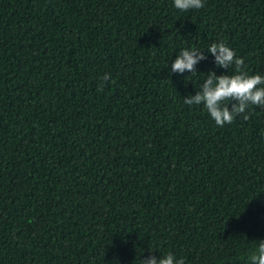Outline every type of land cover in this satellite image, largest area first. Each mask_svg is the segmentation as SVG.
Segmentation results:
<instances>
[{"label":"trees","instance_id":"16d2710c","mask_svg":"<svg viewBox=\"0 0 264 264\" xmlns=\"http://www.w3.org/2000/svg\"><path fill=\"white\" fill-rule=\"evenodd\" d=\"M202 3L0 0V264H253L264 106L218 126L184 100L234 74L212 43L264 76V0Z\"/></svg>","mask_w":264,"mask_h":264},{"label":"clouds","instance_id":"9594fccd","mask_svg":"<svg viewBox=\"0 0 264 264\" xmlns=\"http://www.w3.org/2000/svg\"><path fill=\"white\" fill-rule=\"evenodd\" d=\"M204 5L202 0H174V7L187 11L199 9ZM195 48L181 49L180 54L172 64V71L189 73L194 71L193 66L198 59H204L203 55H197ZM207 52L215 57V65L219 68L229 69L234 66V74L215 76L209 73L202 87L195 97L184 100L187 105L203 104L215 124L224 126L231 124L237 115L244 114L249 105L264 106V76L259 74L248 75L243 71L244 60L237 58L235 52L225 42L212 43ZM235 101V103H231ZM231 103V111L228 105ZM247 120L249 117L244 115ZM258 254H250L249 260L253 264H264V241L258 243ZM140 264H173V256L168 253L159 261L149 257ZM176 264H184L183 259H177Z\"/></svg>","mask_w":264,"mask_h":264}]
</instances>
